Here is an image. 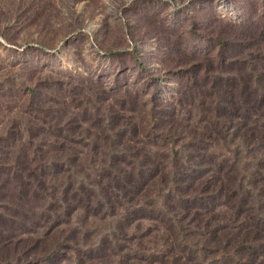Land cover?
<instances>
[{"label":"rangeland","instance_id":"rangeland-1","mask_svg":"<svg viewBox=\"0 0 264 264\" xmlns=\"http://www.w3.org/2000/svg\"><path fill=\"white\" fill-rule=\"evenodd\" d=\"M219 38L228 45L223 48ZM218 72L225 74L223 86L229 74L264 73V0H0V93L10 94V88L24 83L37 90L40 107L39 114L27 113L21 90L0 99L1 136L71 138L55 132L58 119L73 124V137L84 140L112 120L133 123L138 126L133 136L149 151L147 166L156 160L166 169L177 152L192 176L204 157L215 167L237 160L249 166L248 178L257 183L262 173L256 163L264 161V146L222 136L193 150L187 139L185 126L196 130L215 121L212 82ZM178 128L182 131L170 135ZM132 134L122 136L129 140ZM191 152L195 157L189 160ZM251 186L245 185L248 203L232 229L238 241L252 244L257 258L240 263L232 256L225 264H264V187ZM163 190L148 199L158 203L153 208L141 204L127 214L119 208L103 220L87 217L85 228L96 229L90 228L84 245L52 264H119L118 257L108 255L109 227L118 229L125 251L140 245L147 257L168 256L172 242L163 223L153 219L167 197ZM138 198L137 204L146 201ZM217 204L219 217L233 218L235 212L228 209L233 200L221 198Z\"/></svg>","mask_w":264,"mask_h":264},{"label":"trees","instance_id":"trees-1","mask_svg":"<svg viewBox=\"0 0 264 264\" xmlns=\"http://www.w3.org/2000/svg\"><path fill=\"white\" fill-rule=\"evenodd\" d=\"M219 43L223 48L228 45L221 38ZM220 61L227 64L223 58ZM216 74L212 82L215 121L208 128L196 126L205 133L185 126L191 147L199 150L222 136H239L244 145L251 141L264 146V73L229 74L225 86V74ZM20 87L10 88L8 95L1 92L0 99L7 101L21 90L28 106L25 111L39 114L37 90L24 83ZM64 113L60 109L57 115ZM96 128L101 129L97 135L78 140L73 137V124L56 119L55 132L71 138L47 140L30 135L26 139L0 134V264H52L70 248L84 245L94 227L85 228L84 219L114 217L119 208L127 214L130 207L141 204L153 208L158 203L148 199L159 188L167 191V197L153 219L163 223L172 250L159 260L154 253L143 255L140 245L125 251L118 229L109 227L113 241L108 255L118 257L119 264H225L232 256L240 263L257 258L252 244L238 241L232 225L239 223L247 206L246 183L252 189L259 186L260 191L264 187L263 160L256 163V172L262 173L261 184L253 183L249 166L237 160L215 167L204 157L191 176L181 167L177 152L166 169L156 160L147 166L149 151L133 136L138 128L133 123L118 125L112 120ZM181 131L172 129L170 135ZM125 132L132 134L129 140L122 136ZM194 157L191 152L188 159ZM138 197L146 201L137 204ZM221 198L228 203L233 200V207H226L235 212L233 218L219 217L217 202ZM221 220L226 224H219ZM246 252L252 256L244 257Z\"/></svg>","mask_w":264,"mask_h":264}]
</instances>
